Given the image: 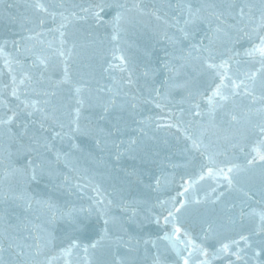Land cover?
I'll return each mask as SVG.
<instances>
[{
	"label": "water",
	"instance_id": "95a60500",
	"mask_svg": "<svg viewBox=\"0 0 264 264\" xmlns=\"http://www.w3.org/2000/svg\"><path fill=\"white\" fill-rule=\"evenodd\" d=\"M262 156L264 0H0V264H264Z\"/></svg>",
	"mask_w": 264,
	"mask_h": 264
},
{
	"label": "snow or ice",
	"instance_id": "6c2138e0",
	"mask_svg": "<svg viewBox=\"0 0 264 264\" xmlns=\"http://www.w3.org/2000/svg\"><path fill=\"white\" fill-rule=\"evenodd\" d=\"M261 159H264V156L261 157ZM179 210V209H178ZM227 246H225V250H226ZM185 264H187V262H185Z\"/></svg>",
	"mask_w": 264,
	"mask_h": 264
}]
</instances>
